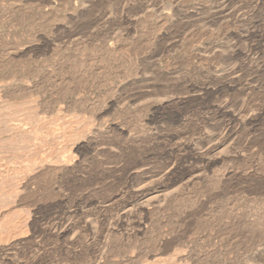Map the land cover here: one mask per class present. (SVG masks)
Segmentation results:
<instances>
[{"label": "rangeland", "instance_id": "374dc122", "mask_svg": "<svg viewBox=\"0 0 264 264\" xmlns=\"http://www.w3.org/2000/svg\"><path fill=\"white\" fill-rule=\"evenodd\" d=\"M27 1L77 11L18 27L0 1V32H39L10 64L37 77L0 96L1 112L27 122V135L0 124V264H264V181L253 173L264 168V77L242 59L261 49L262 22L243 15L251 0H227L223 13L222 0ZM68 56L82 74L59 87ZM222 130L225 146L249 144L244 157L206 167Z\"/></svg>", "mask_w": 264, "mask_h": 264}, {"label": "bare ground", "instance_id": "6f19581e", "mask_svg": "<svg viewBox=\"0 0 264 264\" xmlns=\"http://www.w3.org/2000/svg\"><path fill=\"white\" fill-rule=\"evenodd\" d=\"M1 2L3 1V0H0ZM8 1V0H7ZM61 1V0H60ZM65 0H63L62 2H64ZM70 1V0H69ZM72 1V0H71ZM136 1V0H135ZM228 1H230V0H228ZM227 0H222V5L224 6L222 9V11H221V13H223L224 12V8H226L227 6H226V3L228 2ZM118 2V1H117ZM221 2V1H220ZM241 2H243V1H241ZM26 3V4H25ZM29 2L27 1V0H11V4L10 5H12V6H9V7H11V8H9L8 9V12H9V14H10V19H9V16L7 17L8 18V20H10L9 22H10V24L12 23V25L14 24H16V23H25V22H33V23H38V25H40V26H45V28H49V24L50 23H52V22H54V21H57V20H59L61 17H63V16H65V13H63L64 11H66V12H76L77 11V8H76V5H72V6H69V5H64V4H62V3H59V4H57V3H55V2H48V4H47V6H48V8L46 9V7H42V6H38L37 4V6L36 7H34V6H32L33 4H28ZM31 3V2H30ZM122 3V2H121ZM199 3V2H198ZM211 3H213V2H211ZM73 4V3H72ZM75 4H77V3H75ZM88 4V3H87ZM90 4H92V3H90ZM160 4V3H159ZM230 4V3H229ZM40 5V4H39ZM80 5H82V6H84V2H82V4H80ZM89 5V4H88ZM246 5V4H245ZM0 6H2V5H0ZM30 6H32V7H30ZM240 6V5H239ZM242 6V5H241ZM73 7V8H72ZM86 7V6H85ZM5 8H6V6H5ZM46 10H45V9ZM80 8V7H79ZM102 8V7H101ZM167 8V7H166ZM172 8V7H171ZM245 8V7H244ZM3 9V8H2ZM131 9V8H130ZM143 9V8H142ZM170 9V8H169ZM239 9H241V8H239ZM238 9V10H239ZM245 9H247V12L245 13V12H243L244 14V16L245 17H247L248 19L250 18V19H252V20H254V19H259V21H260V23L262 22V25L260 24V25H257L258 26V28H259V30L258 31H260V33H261V38H260V42H259V45H260V43H261V45H260V47H261V49L259 50V47H258V50H259V52H258V54L257 55H254V54H252V52H250V50H246L243 54H242V59L244 60V61H246V62H248V64H249V68L253 71V73L254 74H257V76H262V77H264V0H251V3H250V5H248L247 6V8H245ZM241 10H243V9H241ZM241 10H239V12L241 11ZM246 11V10H245ZM79 12V11H78ZM238 12V13H239ZM2 13V12H1ZM6 13V12H5ZM4 13V14H5ZM80 13V12H79ZM82 13V12H81ZM100 13V12H99ZM241 13V12H240ZM8 14V15H9ZM71 14V13H70ZM73 14V13H72ZM78 14V13H77ZM93 14V13H92ZM104 14V13H103ZM6 15H7V13H6ZM90 14H88L87 16H89ZM2 16V15H1ZM68 16V15H67ZM75 16H76V14H75ZM104 16V15H103ZM170 16V15H169ZM3 17V16H2ZM5 17V18H6ZM86 17V16H85ZM151 17V16H150ZM173 17V16H172ZM241 17V16H240ZM1 18V17H0ZM64 18V17H63ZM68 18V17H67ZM78 18V17H77ZM76 18V19H77ZM82 18V17H81ZM80 18V19H81ZM87 18V17H86ZM2 19V18H1ZM73 19H75V17L73 18ZM75 19V20H76ZM83 19V18H82ZM98 19V18H97ZM63 20V19H62ZM65 20V19H64ZM67 20V19H66ZM72 20V19H71ZM74 20V21H75ZM84 20V19H83ZM83 20H81V21H83ZM160 20V19H159ZM252 20L250 21V23L252 22ZM80 21V22H81ZM119 21V20H118ZM6 22V21H5ZM67 22V21H66ZM69 22V21H68ZM67 22V23H68ZM78 22V21H77ZM167 22V21H166ZM169 22V21H168ZM241 22V21H240ZM242 22H244V21H242ZM73 23H75V22H73ZM103 23V22H102ZM249 23V24H250ZM253 23V22H252ZM19 24H16L17 26L19 25ZM27 24V23H26ZM28 24H30V23H28ZM77 24V23H76ZM5 25V24H4ZM12 25H9V26H11L10 28H12ZM15 25V26H16ZM25 25V24H24ZM53 25V24H52ZM68 25V24H67ZM71 25V24H70ZM156 25V24H155ZM6 26H7V23H6ZM37 26V25H36ZM154 26V25H153ZM175 26V25H174ZM5 27V26H4ZM19 27V26H18ZM39 27V26H38ZM37 27V28H38ZM51 27V26H50ZM57 27V26H56ZM55 27V28H56ZM161 27V26H160ZM251 27H252V25H251ZM7 28H9L8 26H7ZM51 28H53V26L51 27ZM150 28H151V26H150ZM257 28V29H258ZM1 29H3V27L1 28ZM13 29V28H12ZM21 29H22V26H21ZM26 29V28H25ZM24 29V30H25ZM28 29V28H27ZM26 29V30H27ZM19 30V29H18ZM148 30V29H147ZM12 31V30H11ZM40 31H43V30H41L40 29ZM46 31V30H45ZM56 31V30H55ZM249 31V30H248ZM14 32H15V30H14ZM16 32H17V30H16ZM20 32V31H19ZM38 32V31H37ZM36 32V33H37ZM44 32V31H43ZM35 32L34 33H32V32H30L29 34H28V36L27 37H25V38H22V36L21 35H19V34H17V33H10V32H0V79H3V80H5L4 82H3V80H2V82H1V84H0V96H2V97H4L5 99H7V98H11L10 96L12 95V94H14L15 92H16V90H18V87H20V86H22L24 83H27V82H30L29 80L27 81V79H28V77L30 76V75H35L36 77H37V67L36 68H32L31 70H25V69H22V70H20V71H14V67H12V66H10V64H12L13 66H14V63L15 64H17V63H19L20 61V59H17V57H16V59L19 61H17V63H16V61L14 62V58H11V52H16V54H23V52H27L26 51V45H28V44H30V43H34V41H35V39L37 40V38H35L34 39V37H37V34L39 33H37L36 34ZM45 33V32H44ZM47 33L49 34V32L47 31ZM150 33V32H149ZM43 34V33H42ZM51 34V33H50ZM252 34V33H251ZM139 35V34H138ZM175 35V34H174ZM195 35V34H194ZM42 36V35H41ZM39 37V36H38ZM46 37V36H45ZM50 37V36H49ZM140 37V36H139ZM188 37V36H187ZM39 38H41L42 40L44 39V41H45V38H43V37H39ZM51 38V37H50ZM49 38V39H50ZM136 39V38H135ZM39 40V39H38ZM46 40H47V38H46ZM29 41V43L28 44H26L27 42ZM41 41V40H40ZM39 41V42H40ZM76 41V40H75ZM142 41H144V40H141V42ZM38 42V43H39ZM42 42V41H41ZM47 42V41H46ZM55 43H57V42H55ZM73 43V42H72ZM94 43V42H93ZM140 43V42H139ZM176 43V42H175ZM42 44V43H41ZM61 44V43H60ZM74 44V43H73ZM85 44V43H84ZM101 44V43H100ZM133 44V43H132ZM211 44V43H210ZM36 45V44H35ZM80 45V44H79ZM86 45V44H85ZM137 45V44H136ZM150 45V44H149ZM76 46V45H75ZM34 47V46H33ZM35 47H37V46H35ZM140 47H141V45H140ZM32 48V47H31ZM78 48V47H77ZM82 48V47H81ZM87 48H88V46H87ZM98 49V48H97ZM82 50V49H81ZM136 50V49H135ZM257 50V49H256ZM97 51V50H96ZM98 51H99V49H98ZM97 51V52H98ZM101 51V50H100ZM104 51V50H103ZM112 51V50H111ZM110 51V52H111ZM144 51V50H143ZM29 52H31V53H33L32 51H30V49H29ZM106 52V51H105ZM255 52V51H254ZM80 53V52H79ZM106 53H108V52H106ZM117 53V52H116ZM256 53V52H255ZM24 54H26V53H24ZM83 54V53H82ZM115 54V53H114ZM88 55V54H87ZM95 55H97V54H95ZM99 55V54H98ZM93 56L92 58V65H96L97 63H98V60L100 59V56ZM107 55V54H106ZM136 55H138V54H136ZM16 56V55H15ZM14 56V57H15ZM26 56V55H25ZM24 56V57H25ZM85 56V55H84ZM89 56V55H88ZM132 56V55H131ZM239 56V55H238ZM28 57V56H27ZM80 57V56H79ZM105 57H107V56H105ZM111 57V56H110ZM130 57V56H129ZM29 58H30V56H29ZM58 58V57H57ZM60 58V57H59ZM62 58V57H61ZM90 58H91V54H90ZM131 58V57H130ZM23 59V58H22ZM26 59V58H25ZM32 59H33V57H32ZM77 59V58H76ZM85 59H87V58H85ZM117 59V58H116ZM133 59V58H132ZM137 59V58H136ZM30 60V59H29ZM41 60V59H40ZM74 60H75V58H72L71 56H68L67 57V59L60 65V67L58 66V64H56V62H54L53 64H56L58 67H59V69H58V73L60 72V74H61V76H60V74H59V76L60 77H62V80L60 81V84H59V87H63L62 85H65V87H68L69 86V84H72L71 82H72V80L74 79V75L75 74H77V72L78 73H80V74H82V69H80V67H78V69L77 68H75V66H74ZM80 60V59H79ZM135 60V59H134ZM22 61V60H21ZM30 61H32V60H30ZM35 61H37V59L35 60ZM54 61H56V60H54ZM63 61V60H62ZM86 61V60H85ZM111 61V60H110ZM26 62V61H25ZM45 62H46V60H45ZM61 62V61H60ZM83 62V61H82ZM103 62V61H102ZM28 64H29V61L27 62ZM47 63V62H46ZM75 63H76V61H75ZM106 63V62H105ZM111 63V62H110ZM21 64V63H20ZM27 64V65H28ZM30 64H32V63H30ZM36 64V63H35ZM38 64V63H37ZM40 64V63H39ZM43 64V63H42ZM53 64L51 65V66H53ZM90 64V63H89ZM122 64H124V63H122ZM122 64H120L121 66H122ZM18 65V64H17ZM50 65V64H49ZM49 65H46V66H49ZM80 65V64H79ZM83 65V64H82ZM111 65V64H110ZM109 65V66H110ZM38 66V65H37ZM77 66V65H76ZM103 66H105V65H103ZM124 66V65H123ZM23 67V66H22ZM33 67H35V65L33 66ZM54 67V66H53ZM97 68H98V66H96ZM115 67V66H114ZM16 68V67H15ZM30 68H31V66H30ZM88 68V67H87ZM119 68V67H118ZM248 68V67H247ZM39 69V68H38ZM90 69V68H89ZM249 69V70H250ZM41 71V70H40ZM48 71V70H47ZM46 71V72H47ZM93 71V70H92ZM103 71V70H102ZM39 72V71H38ZM43 72H44V70H43ZM118 72V71H117ZM45 73V72H44ZM51 73V72H50ZM49 73V74H50ZM86 73V72H85ZM85 73H84V75H85ZM237 72H236V70L234 71H230V73L227 75V78L226 79H228V81H227V83L228 84H236V79H233V78H231L232 76L234 77V75L236 74ZM246 73V72H245ZM37 74V75H36ZM48 74V75H49ZM52 75H53V73H51ZM90 74V73H89ZM92 74V73H91ZM239 74V73H238ZM40 75H42V74H40ZM39 75V76H40ZM124 75V74H123ZM237 75V74H236ZM253 75V74H252ZM34 76V77H35ZM47 76V75H46ZM32 77V76H31ZM43 77V76H42ZM236 77H238V76H236ZM40 78V77H39ZM46 78H48V77H46ZM239 78V77H238ZM237 78V83L240 81L239 79ZM34 79V78H33ZM41 79V78H40ZM43 79V78H42ZM50 79V78H49ZM224 79H225V76H224ZM225 79V80H226ZM32 80V79H31ZM75 80V79H74ZM77 80V79H76ZM75 80V81H76ZM218 80V79H217ZM36 81V80H35ZM41 81V80H40ZM43 81H46V80H43ZM53 81V80H52ZM93 81V80H92ZM259 81V80H258ZM33 82V81H32ZM48 82V81H47ZM47 82H45V84L47 83ZM256 82H257V80L255 81L253 78H251V79H248L247 81H246V87H249V88H251V85H253V84H256ZM260 82V81H259ZM42 83H44V82H42ZM58 83V82H57ZM258 83V82H257ZM263 83V82H262ZM21 84V85H20ZM77 84H79V83H77ZM25 85V84H24ZM241 85V84H240ZM262 85V84H261ZM260 85V86H261ZM28 86V85H27ZM57 86V85H56ZM244 86V87H245ZM26 87V86H25ZM115 87V86H114ZM243 87V88H244ZM263 87V86H262ZM24 88V87H23ZM28 87H26V89H27ZM44 88V87H43ZM53 88V87H52ZM242 88V89H243ZM249 88H246V89H248L249 90ZM252 88H255V87H252ZM31 89V88H30ZM63 89V88H62ZM24 89H22V91H23ZM50 90V89H49ZM78 89H76V91H77ZM208 90V89H207ZM251 90V89H250ZM20 91V90H19ZM25 91V90H24ZM29 92V91H28ZM66 92V91H65ZM252 92V91H251ZM79 93V92H78ZM81 93V92H80ZM15 94H19V92L17 93H15ZM76 94V93H75ZM199 94V93H198ZM23 95V94H22ZM21 95V96H22ZM114 95V94H113ZM14 96V95H13ZM19 96V95H18ZM24 96H27V95H23V97ZM205 96V95H204ZM2 97H1V99H2ZM7 97V98H6ZM201 97V96H200ZM3 98V99H4ZM18 98V97H17ZM16 98V99H17ZM20 98H22V97H20ZM86 98V97H85ZM179 99V98H178ZM10 100V99H9ZM85 100V99H84ZM2 102V101H1ZM12 103V102H11ZM87 103V102H86ZM1 104V103H0ZM10 104V103H9ZM244 108V107H243ZM246 108V107H245ZM1 109V108H0ZM13 109V108H12ZM38 109V108H37ZM220 109H222V107L220 108L219 107V109L218 110H220ZM224 109V108H223ZM242 109V108H241ZM35 110V109H34ZM245 110V109H244ZM1 111H2V109H1ZM0 111V119L1 118H5V119H7L6 121H5V119L4 120H0V124H2V125H5L4 126V128H2L3 129V131L4 132H1L2 134H5V132L7 131V132H9L10 133V135H12L13 136V134H20V133H24V134H26L27 135V131H25L24 132V130H22L21 129V127L22 126H25L26 125V123L27 122H25V121H23L22 119L20 120V119H18V118H16L15 117V114L13 115L12 113H11V115L12 116H10V114H8V113H10V111L11 112H14L15 113V111L16 110H14V111H12V110H10V111H5L4 113L6 114H8V116L7 115H5L3 112H1ZM257 111V110H256ZM4 115H3V114ZM227 113V112H226ZM243 111H241V110H235V112L234 113H232V114H230L231 116V118L234 120V121H236V122H240L241 120H242V118H243ZM259 113H262L261 115H264V107L262 108V109H260V111H259ZM253 115V114H252ZM251 115V116H252ZM259 115L260 114H256L255 116H252V118L251 119H255V118H257V117H259ZM27 116V115H26ZM28 117V116H27ZM262 117H264V116H262ZM37 118V117H36ZM72 120V119H71ZM244 120V119H243ZM4 121V122H3ZM27 121V120H26ZM73 121V120H72ZM71 121V122H72ZM11 122L12 123H14V122H17L18 124L17 125H11ZM29 125V124H28ZM85 126V125H84ZM6 127V128H5ZM2 129H1V131H2ZM23 129H24V127H23ZM80 130V129H79ZM118 130V129H117ZM35 130H33V133L35 134V132H34ZM36 131H37V129H36ZM86 131L87 130H85V129H83V130H81L80 131V134L79 135H83L84 136V134L86 133ZM79 132V131H78ZM31 134H33L32 132H30ZM29 134V133H28ZM77 135V134H76ZM75 135V136H76ZM86 135V134H85ZM35 136V135H34ZM74 136V137H75ZM78 136V135H77ZM36 137V136H35ZM38 137V136H37ZM15 137H13L12 139H14ZM89 138V137H88ZM116 138V137H115ZM40 139V138H39ZM90 139V138H89ZM112 139H114V138H112ZM6 140V139H5ZM9 140V139H8ZM64 140H67V139H64ZM185 140V139H184ZM129 141V140H128ZM229 141V136H228V134H227V132H226V130L224 131V130H222L221 131V139H220V141H219V143L217 144V145H215V146H213L212 148H211V152H214L213 154H212V156H211V158L210 159H206V160H204V163H205V166L206 167H211L214 163H217V161H218V159L220 158V157H222V155H223V153L224 152H228V153H235V154H237L236 156H238V157H241V156H243L244 157V154H245V149L248 147V143H245V145L244 146H234V145H229V146H225V145H228V142ZM7 142V141H6ZM117 142V141H116ZM262 142V141H261ZM10 143H13V144H16V143H14V142H10ZM6 144V143H5ZM8 144V143H7ZM121 144V143H120ZM234 144V143H233ZM261 144V143H260ZM11 145V144H10ZM17 145V144H16ZM3 146V145H2ZM12 146V145H11ZM10 146V147H11ZM18 146V145H17ZM131 146V145H130ZM233 146V147H232ZM221 148V149H220ZM216 151V152H215ZM257 151V150H256ZM111 152V151H110ZM255 152V151H254ZM191 153V152H190ZM208 153H210V152H208ZM256 153V152H255ZM255 153L252 155V159H253V162L254 161H256L254 158H256L255 156ZM64 157V156H63ZM124 157V156H123ZM69 158V157H68ZM199 158V157H198ZM204 159V158H203ZM241 159V158H240ZM252 160L251 159V157L250 158H248V160ZM56 160V159H55ZM238 160V159H237ZM65 162V161H64ZM70 162L74 165V162H76V160L75 161H73V159H71L70 158ZM69 162V163H70ZM250 162V161H249ZM50 163V162H49ZM58 163V162H57ZM252 163V162H251ZM60 164V163H59ZM67 164V163H66ZM218 164V163H217ZM250 164V163H249ZM254 164V163H253ZM252 164V165H253ZM241 165V164H240ZM235 168V167H234ZM237 168V167H236ZM253 168H254V170H253V173H256L257 171V173H259V176H258V179H262L263 181H264V168L263 167H261V165H260V163H255V165H253ZM251 169V168H250ZM140 170V169H139ZM136 171V170H135ZM235 171V170H234ZM247 171V170H246ZM252 171V170H251ZM98 172V171H97ZM225 171L223 172V171H218L217 172V174L218 175H216L215 176V178L216 177H220V178H222V177H224L225 176ZM215 174V173H214ZM244 175V174H243ZM256 175V174H255ZM228 176V175H227ZM189 177V176H188ZM244 177V176H243ZM246 178H248V177H246ZM219 179V178H218ZM217 180V179H216ZM192 181V180H191ZM224 181V180H223ZM211 183V182H210ZM214 183V182H213ZM215 185V184H214ZM182 186H184V185H182ZM6 190V189H5ZM5 193V192H4ZM6 194V193H5ZM35 194V193H34ZM4 196V195H3ZM12 198V197H11ZM182 200V199H181ZM255 204V203H254ZM142 206V205H141ZM251 220V219H250ZM207 221V220H206ZM253 222H255V221H253ZM253 222H251V223H253ZM224 223V222H223ZM25 224V223H24ZM27 226V225H26ZM227 226V225H226ZM247 226V225H246ZM248 227V230H249V228L251 227V225H250V227L249 226H247ZM22 228H23V225H22ZM24 228H25V226H24ZM239 228V227H238ZM232 229V228H231ZM17 230V229H16ZM23 230V229H22ZM247 230V231H248ZM250 230H251V228H250ZM28 232V231H27ZM252 232H253V230H252ZM15 233V232H14ZM20 234V233H19ZM17 235H18V233H17ZM14 236V235H13ZM12 236V237H13ZM16 236V235H15ZM250 249H251V247H250ZM228 261V260H227ZM260 262V261H259Z\"/></svg>", "mask_w": 264, "mask_h": 264}]
</instances>
